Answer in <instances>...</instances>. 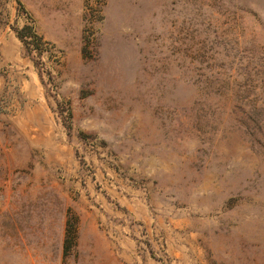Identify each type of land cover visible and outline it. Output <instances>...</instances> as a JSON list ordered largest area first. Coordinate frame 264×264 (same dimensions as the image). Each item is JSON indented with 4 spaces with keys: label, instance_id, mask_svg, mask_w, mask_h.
I'll list each match as a JSON object with an SVG mask.
<instances>
[{
    "label": "rangeland",
    "instance_id": "obj_1",
    "mask_svg": "<svg viewBox=\"0 0 264 264\" xmlns=\"http://www.w3.org/2000/svg\"><path fill=\"white\" fill-rule=\"evenodd\" d=\"M0 264H264V0H0Z\"/></svg>",
    "mask_w": 264,
    "mask_h": 264
}]
</instances>
